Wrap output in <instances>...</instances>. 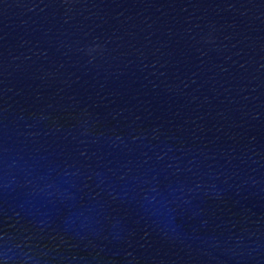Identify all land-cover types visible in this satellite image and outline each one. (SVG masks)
<instances>
[{
    "label": "water",
    "instance_id": "obj_1",
    "mask_svg": "<svg viewBox=\"0 0 264 264\" xmlns=\"http://www.w3.org/2000/svg\"><path fill=\"white\" fill-rule=\"evenodd\" d=\"M0 264H264V0H0Z\"/></svg>",
    "mask_w": 264,
    "mask_h": 264
}]
</instances>
